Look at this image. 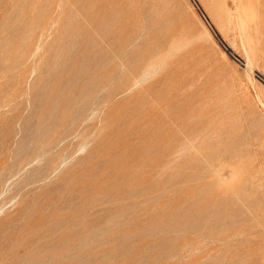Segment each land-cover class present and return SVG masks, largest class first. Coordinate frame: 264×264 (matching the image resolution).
I'll list each match as a JSON object with an SVG mask.
<instances>
[{
  "label": "rangeland",
  "instance_id": "1",
  "mask_svg": "<svg viewBox=\"0 0 264 264\" xmlns=\"http://www.w3.org/2000/svg\"><path fill=\"white\" fill-rule=\"evenodd\" d=\"M0 264H264V0H0Z\"/></svg>",
  "mask_w": 264,
  "mask_h": 264
}]
</instances>
